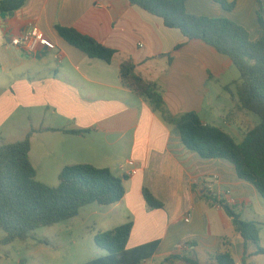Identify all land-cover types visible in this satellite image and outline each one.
Wrapping results in <instances>:
<instances>
[{
  "label": "crops",
  "instance_id": "obj_1",
  "mask_svg": "<svg viewBox=\"0 0 264 264\" xmlns=\"http://www.w3.org/2000/svg\"><path fill=\"white\" fill-rule=\"evenodd\" d=\"M227 1H235L232 11L213 0H187L186 8L191 15L230 19L257 40L258 1L264 16V0ZM58 26L116 50L114 59L90 58L63 40ZM34 29L54 43V51L31 53L10 45L13 36ZM126 62L156 83L174 116L196 113L242 140L257 126L239 106L234 84L240 76L234 77L230 58L203 42H189L127 0H26L18 11L0 13V145L35 131L30 160L37 181L49 187L58 185L67 166L79 164L109 168L123 179L126 195L108 207L125 216L122 225L133 223L128 247L159 243L142 264H182L170 258L185 251L216 254L224 238L232 241L236 263L243 264L245 242L220 203L259 225L264 248V199L228 161H206L188 150L178 129L122 84L120 67ZM144 189L163 209L149 208ZM246 248L247 264H264L254 245Z\"/></svg>",
  "mask_w": 264,
  "mask_h": 264
},
{
  "label": "trees",
  "instance_id": "obj_2",
  "mask_svg": "<svg viewBox=\"0 0 264 264\" xmlns=\"http://www.w3.org/2000/svg\"><path fill=\"white\" fill-rule=\"evenodd\" d=\"M127 1L160 18L167 29L180 31L189 42H203L233 62L240 74L239 81L234 84L239 106L260 120L253 130L245 134L241 143H237L223 129L205 124L196 113L170 114L156 83L144 80L133 63H123L120 76L126 88L148 102L166 123L178 129L188 150L206 161H228L235 167L239 179L253 185L264 199V17L261 3L258 1V38L252 40L244 27L230 19L191 15L186 8L187 0ZM213 1L227 11L236 6L235 1ZM25 3L26 0H1L0 13L11 14ZM57 31L63 40L90 58L110 63L117 53L75 28L58 26ZM182 46L179 45L176 50ZM226 89L229 90V86ZM65 132L72 135L85 133ZM34 133L30 131L22 141L14 144L0 145V228L6 233L0 241L2 245L17 240L26 241L40 228H50L71 220L79 216L87 205H116L126 195L123 179L116 177L109 168L100 169L91 164L67 166L59 174L57 187L38 182L36 168L30 160ZM143 194L149 208L163 209V204L148 189H144ZM220 205L232 221L236 234L245 242L243 264H247L249 257L247 245L257 248L254 255H264V248L260 247L259 225L244 220L237 209L227 203L221 202ZM132 229L133 223L128 221L115 230L98 233L94 242L107 254L85 264H142L152 258L158 241L136 248L128 247ZM231 245L232 241L224 238L219 253L193 250L170 259H178L182 264H237Z\"/></svg>",
  "mask_w": 264,
  "mask_h": 264
},
{
  "label": "rangeland",
  "instance_id": "obj_3",
  "mask_svg": "<svg viewBox=\"0 0 264 264\" xmlns=\"http://www.w3.org/2000/svg\"><path fill=\"white\" fill-rule=\"evenodd\" d=\"M232 73L234 77L240 76L236 69ZM230 79L229 82L233 80ZM221 93L228 96L224 90ZM249 114L258 125V117ZM232 137L237 143H241L240 137ZM57 184L59 185V181ZM110 209L108 206L90 204L81 210L79 216L50 228H40L26 241L0 244V264H85L106 256L107 252L95 244V236L120 227L125 217L121 213H110ZM5 237L6 233L0 228V241Z\"/></svg>",
  "mask_w": 264,
  "mask_h": 264
},
{
  "label": "built area",
  "instance_id": "obj_4",
  "mask_svg": "<svg viewBox=\"0 0 264 264\" xmlns=\"http://www.w3.org/2000/svg\"><path fill=\"white\" fill-rule=\"evenodd\" d=\"M12 47L21 48L31 53L39 52L40 50H55L54 43L46 38L38 29H34L17 36H13L10 42ZM129 165H133L130 162ZM134 171L133 174H135ZM187 222L189 220H186Z\"/></svg>",
  "mask_w": 264,
  "mask_h": 264
},
{
  "label": "water",
  "instance_id": "obj_5",
  "mask_svg": "<svg viewBox=\"0 0 264 264\" xmlns=\"http://www.w3.org/2000/svg\"><path fill=\"white\" fill-rule=\"evenodd\" d=\"M5 15V14H4Z\"/></svg>",
  "mask_w": 264,
  "mask_h": 264
}]
</instances>
